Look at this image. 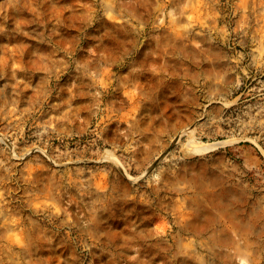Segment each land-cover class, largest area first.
<instances>
[{"label": "rangeland", "instance_id": "obj_1", "mask_svg": "<svg viewBox=\"0 0 264 264\" xmlns=\"http://www.w3.org/2000/svg\"><path fill=\"white\" fill-rule=\"evenodd\" d=\"M0 264H264V0H0Z\"/></svg>", "mask_w": 264, "mask_h": 264}, {"label": "bare ground", "instance_id": "obj_2", "mask_svg": "<svg viewBox=\"0 0 264 264\" xmlns=\"http://www.w3.org/2000/svg\"><path fill=\"white\" fill-rule=\"evenodd\" d=\"M206 148H208V147H206ZM198 149V148H197Z\"/></svg>", "mask_w": 264, "mask_h": 264}]
</instances>
